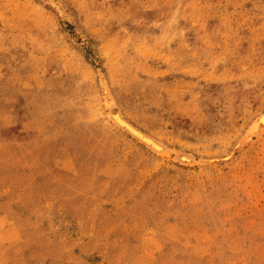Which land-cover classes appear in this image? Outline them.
I'll return each instance as SVG.
<instances>
[{"label": "rangeland", "instance_id": "rangeland-1", "mask_svg": "<svg viewBox=\"0 0 264 264\" xmlns=\"http://www.w3.org/2000/svg\"><path fill=\"white\" fill-rule=\"evenodd\" d=\"M263 111L264 0H0V264H264Z\"/></svg>", "mask_w": 264, "mask_h": 264}, {"label": "bare ground", "instance_id": "bare-ground-1", "mask_svg": "<svg viewBox=\"0 0 264 264\" xmlns=\"http://www.w3.org/2000/svg\"><path fill=\"white\" fill-rule=\"evenodd\" d=\"M105 91V90H104ZM105 94V93H104ZM107 97V96H106ZM108 119L113 123V125H115L116 127L120 128L121 130L125 131V132H130V134H133V132H131L127 127H124V125H127L129 126L130 128H132V130H134L135 132H137L141 138H138L140 139V141L145 142H149L151 144L154 145V147H156L157 149H155V153L159 154V155H165V154H168L167 151H165L164 147L162 144H160L159 142H157L155 139H153L152 137L148 136L147 134H143L139 129H137L136 127L132 126L131 124H129L128 122H126L127 120H124L125 118H123V116H121V114L116 111V112H109L108 113ZM261 120H264V111L257 117L255 118V122L252 124L251 129L248 130V131H255V133L264 128V124H261L260 121ZM128 123V124H127ZM127 130V131H126ZM127 132V133H128ZM248 133V132H247ZM246 136V135H245ZM245 136L244 138H242V140H240L239 143H242L245 139ZM136 137V136H135ZM148 145V144H147ZM235 147V146H234ZM153 150V149H152ZM158 155V156H159ZM184 156H189L187 154H184ZM230 156V155H229ZM228 157V156H227ZM183 164V163H182ZM189 164V163H188ZM184 165V164H183Z\"/></svg>", "mask_w": 264, "mask_h": 264}, {"label": "water", "instance_id": "water-1", "mask_svg": "<svg viewBox=\"0 0 264 264\" xmlns=\"http://www.w3.org/2000/svg\"><path fill=\"white\" fill-rule=\"evenodd\" d=\"M260 123H261V124H264V120H261ZM124 127H127L131 132H133V134H134V136H136V138H141L140 135H139L137 132H135L134 130H132V128H130L129 126L124 125ZM147 144H148L149 146H151L152 148H155V149H156V147H154L153 144H151V143H149V142H147Z\"/></svg>", "mask_w": 264, "mask_h": 264}]
</instances>
